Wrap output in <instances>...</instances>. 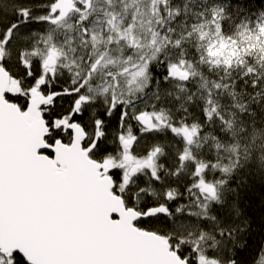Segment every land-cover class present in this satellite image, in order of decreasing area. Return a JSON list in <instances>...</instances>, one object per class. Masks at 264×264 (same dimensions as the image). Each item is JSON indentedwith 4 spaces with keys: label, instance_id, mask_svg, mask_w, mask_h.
Returning <instances> with one entry per match:
<instances>
[{
    "label": "snow or ice",
    "instance_id": "1",
    "mask_svg": "<svg viewBox=\"0 0 264 264\" xmlns=\"http://www.w3.org/2000/svg\"><path fill=\"white\" fill-rule=\"evenodd\" d=\"M248 2L0 0V264H264Z\"/></svg>",
    "mask_w": 264,
    "mask_h": 264
},
{
    "label": "trees",
    "instance_id": "2",
    "mask_svg": "<svg viewBox=\"0 0 264 264\" xmlns=\"http://www.w3.org/2000/svg\"><path fill=\"white\" fill-rule=\"evenodd\" d=\"M247 6L254 12H258L264 8V0H249ZM262 192H264V186L257 183L253 188L249 189L248 199L245 201L246 206L249 207V210L256 218L254 227L257 231L259 230V225L262 223V216H264V213L261 212V208L264 207L261 203ZM245 257H247V253Z\"/></svg>",
    "mask_w": 264,
    "mask_h": 264
}]
</instances>
